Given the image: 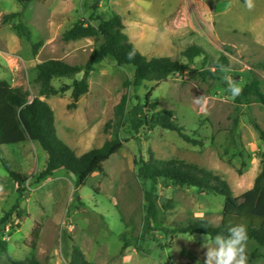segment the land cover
I'll return each instance as SVG.
<instances>
[{"label": "rangeland", "instance_id": "rangeland-1", "mask_svg": "<svg viewBox=\"0 0 264 264\" xmlns=\"http://www.w3.org/2000/svg\"><path fill=\"white\" fill-rule=\"evenodd\" d=\"M11 14L19 17L5 22ZM114 14L122 18L130 42L148 59L168 57L185 63L183 53L196 44L215 58L226 52L231 71L220 73L221 80L207 82L190 74H174L159 84L145 82L128 91L123 114L124 83L133 78L134 68H119L111 59L92 67L88 93L75 107L72 86L84 72L54 79L56 94L43 96L36 81L38 64L59 60L84 69L103 43L101 36L66 42L64 33L78 22L97 26L98 18L108 20ZM19 23L31 32V41L18 34ZM39 42L43 46L35 55L32 47ZM263 64L264 0H254L251 10L245 0H36L26 5L0 0V80L28 92L30 100L47 102L55 113L59 137L78 156L109 140L128 141L105 163V174H94L81 187L65 170L34 183L47 161L37 143L0 146V219L18 201L24 214L21 222L12 219L0 226L9 257L71 264L77 246L93 264H204V235L172 238V231L196 220L219 226L224 198L165 180L141 181L135 161L148 160L153 153L160 160H181L213 172L229 183L235 196L252 189L264 154V141L255 129L258 125L264 130V108L257 103L237 106L223 76L241 87L257 77L264 91ZM193 68H203L202 58ZM153 88L157 112H174L185 133L202 141V147L161 127L136 130L133 123L148 115L145 96ZM201 96L205 102L197 105L194 98ZM3 161L29 177L23 197ZM146 191L154 193L155 218L147 213ZM37 225L42 226L41 238L33 248ZM246 252L248 264H264V248L247 241ZM0 264H11L1 247Z\"/></svg>", "mask_w": 264, "mask_h": 264}, {"label": "trees", "instance_id": "trees-1", "mask_svg": "<svg viewBox=\"0 0 264 264\" xmlns=\"http://www.w3.org/2000/svg\"><path fill=\"white\" fill-rule=\"evenodd\" d=\"M26 5L36 0H20ZM19 17V14H11L4 17L8 22ZM97 26L78 22L67 30L63 39L66 42L78 41L86 38L101 36L103 43L93 51L86 67L72 66L59 60H49L37 65L36 81L41 87V94L49 96L56 94L52 87V81L56 78H73L84 72V78L76 80L72 86L71 107H75L79 99L88 93V77L92 67L104 60L111 59L119 68L131 66L134 68L133 78L124 83L125 94L120 104L123 114L126 110L131 88H139L145 82H165L174 74H190L204 82L208 80H221L218 64L229 66L230 59L226 52L215 58L202 46L191 45L183 53L185 63L172 60L168 57L148 59L140 50L130 42L125 34L122 18L114 14L108 20L98 18ZM18 34L31 41L29 29L19 23L15 26ZM43 46L42 42L33 45V53L37 55ZM135 51L132 59L128 53ZM229 53V52H228ZM202 58L203 68H193L196 59ZM210 66V68H205ZM264 68V64L261 65ZM228 89V85L226 87ZM155 88L145 96V109L148 115L140 117L138 123H133L136 130L145 128L150 131L156 127L176 132L185 142L193 146H203V142L196 140L185 133L184 128L178 124L174 112H157L158 102L153 98ZM231 95V94H230ZM237 106L243 103H257L264 108V91L262 81L257 77L242 87L239 96L233 98ZM262 141L264 130L255 125ZM37 143L47 154L45 168L38 176L33 177L36 184L51 178L56 172L65 170L77 177V187L87 184L88 180L96 173L105 174L104 165L114 155L125 148L128 141L119 138L107 141L101 148L92 149L82 156L66 144L58 135L55 113L50 105L35 98L30 100V94L21 88L13 87L8 81L0 80V146ZM9 176L19 185L20 197L26 192V183L29 177L13 171L9 164L2 162ZM136 177L145 182L157 184L160 180L169 181L173 185L181 187L197 188L201 191L216 194L224 198L222 219L219 226H214L207 220L189 222L186 226L172 231V238L177 235L206 233L215 236L218 233L228 234V227L233 224L245 223L248 230V240L255 242L259 248H264V154L261 171L258 174L254 186L241 196H235L229 183L222 177L200 168L197 165L188 164L181 160H160L150 153L148 160L140 158L135 161ZM144 200L147 205V213L150 217H157L158 208L154 200V193L146 191ZM23 210L18 201L11 211L0 219V226H7L12 219L19 222L23 220ZM42 226L37 225L33 230V248H37L41 238ZM3 253L9 258L11 264H41L36 258H28L22 261H13L9 252L0 240ZM71 264H93L89 262L82 250L73 246Z\"/></svg>", "mask_w": 264, "mask_h": 264}, {"label": "clouds", "instance_id": "clouds-1", "mask_svg": "<svg viewBox=\"0 0 264 264\" xmlns=\"http://www.w3.org/2000/svg\"><path fill=\"white\" fill-rule=\"evenodd\" d=\"M246 7L251 10L254 7V0H245ZM135 51L128 53V58L132 59ZM217 68L221 73H228L231 69L223 64H218ZM223 79L228 82V92L233 98L239 96L242 87L232 81L228 75H224ZM197 105L205 102V97L194 98ZM194 239V238H193ZM202 240L204 243L201 247L206 249L204 264H248V256L246 252L248 230L245 223L233 224L228 227V234H216L214 237L206 233Z\"/></svg>", "mask_w": 264, "mask_h": 264}]
</instances>
